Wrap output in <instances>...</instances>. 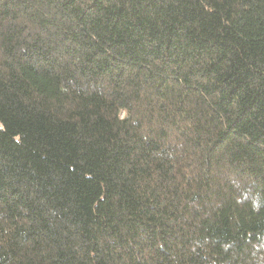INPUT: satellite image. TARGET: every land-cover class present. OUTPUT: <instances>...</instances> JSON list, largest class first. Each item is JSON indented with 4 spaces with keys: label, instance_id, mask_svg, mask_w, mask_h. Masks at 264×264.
Segmentation results:
<instances>
[{
    "label": "trees",
    "instance_id": "1",
    "mask_svg": "<svg viewBox=\"0 0 264 264\" xmlns=\"http://www.w3.org/2000/svg\"><path fill=\"white\" fill-rule=\"evenodd\" d=\"M0 264H264V0H0Z\"/></svg>",
    "mask_w": 264,
    "mask_h": 264
}]
</instances>
